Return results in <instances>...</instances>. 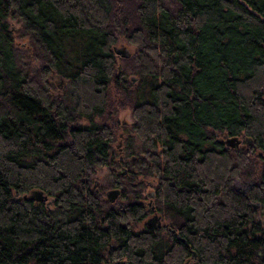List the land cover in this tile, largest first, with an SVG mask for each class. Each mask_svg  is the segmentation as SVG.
Masks as SVG:
<instances>
[{
  "label": "trees",
  "instance_id": "16d2710c",
  "mask_svg": "<svg viewBox=\"0 0 264 264\" xmlns=\"http://www.w3.org/2000/svg\"><path fill=\"white\" fill-rule=\"evenodd\" d=\"M119 37L138 48L121 65ZM262 148L264 0H0V264H264ZM147 177L167 227L146 225Z\"/></svg>",
  "mask_w": 264,
  "mask_h": 264
},
{
  "label": "rangeland",
  "instance_id": "374dc122",
  "mask_svg": "<svg viewBox=\"0 0 264 264\" xmlns=\"http://www.w3.org/2000/svg\"><path fill=\"white\" fill-rule=\"evenodd\" d=\"M11 25L15 29L19 27V24L16 23L15 21H12V20H11ZM26 41H27V38L20 37V36L16 35L15 46H17L18 48H21V49H25L28 47ZM137 49H138L137 46L129 44V43H127L125 38L119 37L118 41L114 45V51H115V54L117 55L118 63L121 65L119 60L122 57H125L124 55H127L128 57L131 56L132 54H134L137 51ZM31 65H32L31 70L33 72L36 71L38 64L36 62H32ZM130 78H133V77H130ZM51 81L57 86L56 90L54 91L53 94H58L59 90L64 85L65 80L60 78L59 76L55 75L51 78ZM112 99H114V97L111 98V100H110L111 102L114 101ZM118 104H119L118 101L114 102V105H115L114 108H117V110H116V112L112 118V119H114V121H117L118 124L115 125L111 122V125L115 126L114 127L115 139L112 143V147L116 153H119V148L123 147L125 136L126 135L130 136L133 134V130H132L133 119L131 116V109L128 106H126L124 108H118ZM120 135L121 136L123 135V136L121 137ZM216 137H217V139H223L224 141H226V139H228V137H230V136L225 131H223V132H216ZM240 137L242 138L243 136H240ZM244 138L245 137L242 138L243 143H244ZM241 146H243V144ZM119 170L124 171V167L120 168ZM88 173L91 174L90 171ZM91 179L95 185H99V186L101 185L104 187L103 193H102L103 198H107L106 194L110 190L115 188L113 185H111V182H112L111 173L106 168L96 170L94 173H92ZM144 180H145L146 185H145L144 189H142L143 199H141V201L148 208H150L149 204L154 205L156 179L153 177H147ZM250 180H252V183H256V178H251ZM244 181L246 182V180H244L242 178H234L231 187L234 189L241 188L240 185H242V183ZM116 188L119 189V187H116ZM47 200L52 201L51 199H47ZM151 213H149L146 216L145 220H147L149 217H152L154 215L152 210H151ZM156 214L160 215L157 211H156ZM160 217H161V215H160ZM262 218L263 217L260 218L261 221H262ZM160 221H161V224H163V226H161V227H165L164 224L169 223L167 220H164L161 218H160ZM142 227H143L142 225L137 226L138 229H141ZM260 255H262V257H264V251L263 250L261 251ZM186 263L196 264V260L193 257H189Z\"/></svg>",
  "mask_w": 264,
  "mask_h": 264
},
{
  "label": "flooded vegetation",
  "instance_id": "af4514ba",
  "mask_svg": "<svg viewBox=\"0 0 264 264\" xmlns=\"http://www.w3.org/2000/svg\"><path fill=\"white\" fill-rule=\"evenodd\" d=\"M121 136V135H120ZM123 136V135H122ZM121 136V137H122ZM242 135H237V136H230L228 137V139H226V141H224L223 139H218L220 143H222L226 148H234V149H239V150H243V151H247L250 147V144H251V139L250 138H244V143L242 142V138L244 137H240ZM243 144V146H241ZM241 146V147H240ZM122 152V148H119V153ZM256 156L258 157H261L263 160H264V148L262 149H259V150H256ZM118 160H122V156L120 155ZM119 171V170H118ZM120 172V171H119ZM122 173H124V171H122ZM254 185V183H252V180L250 179H247L246 182L244 181L242 183L241 188H237V189H234L232 188L235 192H238L242 195H244L245 197L248 195V190H250L252 188V186ZM114 189H118V188H114ZM150 206V209L152 210L153 214L155 215L156 214V210H155V207L154 205H151L149 204ZM152 214V213H151ZM150 218V217H149ZM148 218V219H149ZM147 219V220H148ZM262 223L264 224V216L262 218ZM161 226H163V224H161ZM160 227H157L155 229H158V228H161ZM165 227H167L165 224H164ZM174 232V231H173ZM264 251V249H262Z\"/></svg>",
  "mask_w": 264,
  "mask_h": 264
},
{
  "label": "water",
  "instance_id": "95a60500",
  "mask_svg": "<svg viewBox=\"0 0 264 264\" xmlns=\"http://www.w3.org/2000/svg\"><path fill=\"white\" fill-rule=\"evenodd\" d=\"M119 194H120L119 189H112L106 194V196L108 201L114 202ZM32 195L38 200H47V195H45L42 191H33ZM146 225L150 226L152 229L160 227L161 226L160 216L157 214L153 215L148 220H146ZM171 231L173 232L174 229H172Z\"/></svg>",
  "mask_w": 264,
  "mask_h": 264
}]
</instances>
